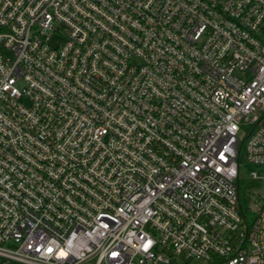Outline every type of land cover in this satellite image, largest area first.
<instances>
[{
	"label": "built area",
	"instance_id": "2783aa9c",
	"mask_svg": "<svg viewBox=\"0 0 264 264\" xmlns=\"http://www.w3.org/2000/svg\"><path fill=\"white\" fill-rule=\"evenodd\" d=\"M242 149L264 0H0V264H264Z\"/></svg>",
	"mask_w": 264,
	"mask_h": 264
},
{
	"label": "rangeland",
	"instance_id": "374dc122",
	"mask_svg": "<svg viewBox=\"0 0 264 264\" xmlns=\"http://www.w3.org/2000/svg\"><path fill=\"white\" fill-rule=\"evenodd\" d=\"M239 158V199L243 204L244 217L247 219V223L251 224L255 219V198L257 194L264 195V184L260 180H253L250 177V172L256 171L258 168L247 161L244 149L241 150Z\"/></svg>",
	"mask_w": 264,
	"mask_h": 264
}]
</instances>
